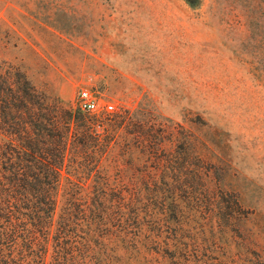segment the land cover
Masks as SVG:
<instances>
[{
  "label": "rangeland",
  "instance_id": "1",
  "mask_svg": "<svg viewBox=\"0 0 264 264\" xmlns=\"http://www.w3.org/2000/svg\"><path fill=\"white\" fill-rule=\"evenodd\" d=\"M0 60L73 107L86 88L128 111L159 148L123 175L173 149L200 159L208 185L177 206L191 264H264V0H0Z\"/></svg>",
  "mask_w": 264,
  "mask_h": 264
},
{
  "label": "trees",
  "instance_id": "2",
  "mask_svg": "<svg viewBox=\"0 0 264 264\" xmlns=\"http://www.w3.org/2000/svg\"><path fill=\"white\" fill-rule=\"evenodd\" d=\"M133 127L128 111L83 112L0 60V264H191L179 193L210 175L174 149L123 175L122 157L159 148Z\"/></svg>",
  "mask_w": 264,
  "mask_h": 264
},
{
  "label": "built area",
  "instance_id": "3",
  "mask_svg": "<svg viewBox=\"0 0 264 264\" xmlns=\"http://www.w3.org/2000/svg\"><path fill=\"white\" fill-rule=\"evenodd\" d=\"M76 107L83 112H109L112 109V105L106 102H100L98 98L88 89L80 88L77 92Z\"/></svg>",
  "mask_w": 264,
  "mask_h": 264
}]
</instances>
